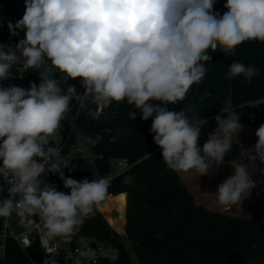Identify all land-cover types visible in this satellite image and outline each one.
Here are the masks:
<instances>
[{
	"label": "clouds",
	"instance_id": "1",
	"mask_svg": "<svg viewBox=\"0 0 264 264\" xmlns=\"http://www.w3.org/2000/svg\"><path fill=\"white\" fill-rule=\"evenodd\" d=\"M215 3L24 0L22 18L7 25L12 36L23 31L24 37L14 47L0 43V81L14 78L12 69L22 62L26 71L39 72L40 83L30 82L27 89L0 86V181L9 185L8 198L0 199V217L15 212L22 223L41 228L43 239H63L75 236L106 199L111 176L77 181L62 171L68 166L62 165L60 129L73 100L81 110L89 103L108 107L126 102L140 110L142 120L152 118L153 142L173 171L202 176L221 166L242 129L231 101L214 117L217 127L202 148L198 140L207 120L190 116L191 106L179 111L167 107L184 101L191 87L203 81L210 51L234 55L244 42H264V0H226L223 14L214 10ZM257 71L254 65L233 60L225 78L242 76L251 82ZM77 78L83 93L68 83ZM88 114L98 119L96 113ZM255 136L254 147L244 151L249 163L264 164V124ZM101 139L88 136L85 144L90 147L75 150L90 151ZM231 165L233 174L216 191L221 206L241 204L256 185L248 163ZM48 173L58 175L70 191L47 183ZM95 255L91 248L80 252L89 260Z\"/></svg>",
	"mask_w": 264,
	"mask_h": 264
},
{
	"label": "trees",
	"instance_id": "2",
	"mask_svg": "<svg viewBox=\"0 0 264 264\" xmlns=\"http://www.w3.org/2000/svg\"><path fill=\"white\" fill-rule=\"evenodd\" d=\"M225 3L226 0H216L214 10L223 14L227 10ZM7 25L0 21V43L14 47L24 37V32L12 36ZM209 54L212 59L206 63L207 73L203 81L191 87L184 101L169 104L170 110L179 111L191 106L190 116L207 120L200 137L216 129L214 117L228 100L245 123H264V42H244L236 48L234 55H226L219 49ZM233 60L256 67L258 71L251 82L242 76L225 78ZM15 67L12 69L14 78L0 81V86L16 85L27 89L30 82L39 85L37 70L15 77ZM68 83L74 84L77 92L80 91L79 78L70 79ZM208 93L210 98L206 96ZM98 108L99 105L89 103L87 109H80L77 132L71 131L68 122L64 123V151L72 153L69 167L76 168L70 171L65 167L62 171L66 177L77 181L111 176L108 195L123 192L127 195L125 234L116 231L99 211L101 202L82 225L78 240L91 237L109 241L118 249L117 259L107 257L101 264H136L129 244L140 264L264 262V224L249 214L235 215L199 203L181 172L169 169L163 162L161 149L153 142L154 134L150 132L152 118L147 121L141 116L134 118L133 105L126 102L102 106L100 112ZM89 111L96 113L98 119L90 116ZM77 134L82 135L84 140L97 135L102 139L90 151L80 152L75 150L76 146H81ZM233 143L232 151L224 157L225 161L236 162L242 156V145L234 137ZM117 158H126L130 166L112 175L111 160ZM125 178H130V182L126 183ZM47 183L55 185L59 191H70L64 188L58 175L50 173ZM34 260L49 259L36 245L27 253L16 241L8 242L7 264H34Z\"/></svg>",
	"mask_w": 264,
	"mask_h": 264
},
{
	"label": "built area",
	"instance_id": "3",
	"mask_svg": "<svg viewBox=\"0 0 264 264\" xmlns=\"http://www.w3.org/2000/svg\"><path fill=\"white\" fill-rule=\"evenodd\" d=\"M24 11V0H0V16L3 17V21L6 24H8L9 21L15 23L17 20L22 18ZM28 71L23 68L21 62L15 67V77H21V75L24 76ZM83 91L84 89L81 87L78 93H83ZM152 103L156 104L158 102L153 101ZM167 107L170 110L169 105ZM70 108L71 110L66 113V119L62 121V125L64 126V123L68 122L71 125V131H76L75 128L77 127V118L80 109L75 100L71 101ZM101 110L102 106H99L98 111L100 112ZM133 113L135 116H141L140 110L136 109L134 106L132 109V115L134 116ZM62 128L60 129V132L63 138ZM64 144V142H61V155L63 157L64 165L69 167L72 153L70 151H64ZM116 160L121 170L130 166L129 161L126 158H117ZM49 175L50 173L47 174V179ZM0 186H3L5 189V191L0 192V199L8 198L7 188L9 185L3 184L2 181H0ZM98 209L111 224L100 205H98ZM33 219L36 222H39L38 216H34ZM84 222L85 219L83 223ZM82 225L78 229L75 236L63 239L55 238L52 240H45L41 236V228H38L33 224L22 223L21 219L15 214V212L10 217H0V264H7L8 242L10 240L16 241L27 253H30V248L36 245L38 249L49 259L48 261L34 260V264H53L54 261L55 264H76L77 260H80L81 264H101L105 258L115 256L118 253V249L112 246L111 243L107 246L106 241H101L91 237L84 240L82 244L77 243ZM111 226L117 230L112 224ZM86 248H91L95 251L96 255L94 259L89 260L80 256V252L84 251ZM254 264H264V262H257Z\"/></svg>",
	"mask_w": 264,
	"mask_h": 264
},
{
	"label": "rangeland",
	"instance_id": "4",
	"mask_svg": "<svg viewBox=\"0 0 264 264\" xmlns=\"http://www.w3.org/2000/svg\"><path fill=\"white\" fill-rule=\"evenodd\" d=\"M9 1V0H6ZM0 21H3V17L0 16ZM239 123L242 125V129L238 134V137L234 136V138L242 145L243 153L241 158L236 162L225 161L221 166L218 168L214 165L211 171L206 174L199 176V173L196 171H189V172H181V175L184 181L187 183L193 194L195 195L197 201L208 207L216 210H223L229 212L231 214H249L256 218L257 221L264 223V174H261L260 169H264V164L256 161L254 163H249L247 160L248 153L244 150L253 148L257 137L255 136L256 130L259 128L261 124L250 125L239 120ZM264 124V123H262ZM76 132L78 128H75ZM215 131V130H214ZM213 131V132H214ZM211 132V133H213ZM210 134V133H209ZM202 136L198 140V146L202 148L203 144L206 142L208 135ZM78 135V140L83 147H87L85 144V140L82 135ZM88 155V153H87ZM240 163H248V169L250 173H253L251 179L256 181V185L254 188L251 189L250 195L246 193L245 195L248 196L243 201L231 206H221L217 200V188L218 185L226 179L228 176L232 175L234 169L231 164H240ZM94 169V166L92 165ZM121 169L118 166L117 160H111V174L115 175L118 174ZM109 195H107L108 197ZM106 197V198H107ZM105 201V200H104ZM117 215V212L114 213ZM127 215V212H126ZM116 228V227H115ZM117 229V228H116ZM119 230L121 234H125L124 230ZM116 230V231H117ZM129 244V243H128ZM134 261L136 264H140V261L132 248H130V244L128 245Z\"/></svg>",
	"mask_w": 264,
	"mask_h": 264
},
{
	"label": "bare ground",
	"instance_id": "5",
	"mask_svg": "<svg viewBox=\"0 0 264 264\" xmlns=\"http://www.w3.org/2000/svg\"><path fill=\"white\" fill-rule=\"evenodd\" d=\"M126 197L125 192L114 196L109 195L105 199V206L102 207L111 224L120 230H124L126 223ZM115 212H117L116 216Z\"/></svg>",
	"mask_w": 264,
	"mask_h": 264
},
{
	"label": "water",
	"instance_id": "6",
	"mask_svg": "<svg viewBox=\"0 0 264 264\" xmlns=\"http://www.w3.org/2000/svg\"><path fill=\"white\" fill-rule=\"evenodd\" d=\"M227 11V10H226ZM100 207L102 208L103 206H105V201H102L100 204ZM130 241V240H129ZM131 242V241H130ZM136 243V242H135ZM106 245L109 246L110 245V242L109 241H106Z\"/></svg>",
	"mask_w": 264,
	"mask_h": 264
},
{
	"label": "crops",
	"instance_id": "7",
	"mask_svg": "<svg viewBox=\"0 0 264 264\" xmlns=\"http://www.w3.org/2000/svg\"><path fill=\"white\" fill-rule=\"evenodd\" d=\"M253 217V216H252ZM256 219V218H255ZM263 223V222H262ZM264 224V223H263Z\"/></svg>",
	"mask_w": 264,
	"mask_h": 264
}]
</instances>
